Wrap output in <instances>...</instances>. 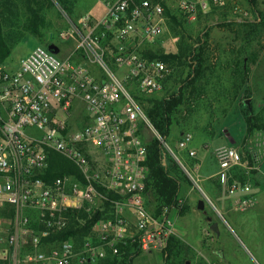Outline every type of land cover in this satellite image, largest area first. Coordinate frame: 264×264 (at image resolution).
Listing matches in <instances>:
<instances>
[{"label": "built area", "instance_id": "obj_1", "mask_svg": "<svg viewBox=\"0 0 264 264\" xmlns=\"http://www.w3.org/2000/svg\"><path fill=\"white\" fill-rule=\"evenodd\" d=\"M97 1L82 24L61 37L77 36V51L101 67V76L44 45L17 67L0 63V264L13 259L20 246H30L27 264H99L121 256L130 245L143 253L164 252L176 236L169 211L156 216L147 206L143 129L156 131L137 98L162 92L173 72L142 50V43L156 41L167 30L163 1ZM219 1L178 0L177 9L194 21ZM111 40V57L124 76L110 67L106 48ZM74 105L87 112L77 127L69 122ZM193 140L192 134H184L179 152L165 145L201 188L193 176L200 165L188 167L179 156L184 151L197 158ZM211 145L206 144L207 150ZM51 151L78 166L83 180L73 175L46 180ZM250 153L246 158L233 146L212 152L218 170L213 178L236 198L240 211L254 206L261 185L260 158ZM82 209L107 212L80 244L55 240L70 227L69 213Z\"/></svg>", "mask_w": 264, "mask_h": 264}, {"label": "rangeland", "instance_id": "obj_2", "mask_svg": "<svg viewBox=\"0 0 264 264\" xmlns=\"http://www.w3.org/2000/svg\"><path fill=\"white\" fill-rule=\"evenodd\" d=\"M162 1L177 19L174 21L167 16V30L164 35L154 42L142 43V50L177 52L184 37L186 40L190 37L198 38L208 32L212 55L205 77L196 83V93L191 95L189 106L181 109L179 120L173 126L167 143L179 152L178 143L183 135L192 134L194 140L191 146L198 150L199 157L191 159L184 151H180L179 156L188 167L201 164L199 171L193 172V176L200 180L201 188L194 184L182 183L181 199L189 206V212L185 216L180 215V209L169 213L175 222L176 237L189 247L182 262L264 264V131L256 132L247 144L243 145L246 135L244 115L248 113V108H253L255 113L264 108V26L261 22L256 23L257 17L246 0H220L219 3H212L210 11L207 14L200 13L194 21L177 9L178 0ZM71 2V14L57 3L48 8L45 11L46 26L42 31L44 38L25 33L21 42L14 48L12 56L3 64L9 68L16 67L22 58L37 46L54 44L59 48V57L72 56L74 61L101 76V67L77 51V36H71L70 40L61 37L64 32H73L75 25L80 26L87 14L96 8L98 1ZM258 2L259 9L264 11V0ZM236 8L240 11H236ZM22 15L20 22L24 23L25 16ZM113 45L115 41L111 40L106 48L110 54V67L124 76L125 72L118 69L111 57ZM254 55L258 56L255 65L251 63V57ZM232 57L238 61L241 58V64L250 67L249 85L242 91L237 88V84L241 80L244 82V76L235 74V71L241 68L234 67ZM241 64L239 63V67ZM173 73L179 81L180 75L183 74L185 78L189 71L173 70ZM167 81L162 92L151 96H141L134 85L128 87L131 92L141 96V99L144 98L141 102L144 108L148 98H162L174 90L175 79ZM84 116H87L85 109L74 105L69 122L77 127L80 125V118ZM227 131L230 136H227ZM156 136V132L143 129L146 142H151ZM209 141L211 148L205 150ZM221 146L236 147L246 158L251 155L252 150L254 155L260 158L261 185L257 189V201L246 211L238 210L234 197H229L222 185L213 178L218 170L212 152ZM192 162L194 165H191ZM236 177L243 180V176ZM201 200L205 201L204 210L198 208ZM209 217L212 218L211 222ZM214 222L218 223L219 232L211 229ZM29 252L30 246H20L16 256L3 264H27L26 256ZM162 253H142L135 264H166Z\"/></svg>", "mask_w": 264, "mask_h": 264}, {"label": "trees", "instance_id": "obj_3", "mask_svg": "<svg viewBox=\"0 0 264 264\" xmlns=\"http://www.w3.org/2000/svg\"><path fill=\"white\" fill-rule=\"evenodd\" d=\"M161 1V0H155ZM254 14L256 23L264 26V11L259 9L258 0H246ZM59 4L62 9L72 13L71 0H0V63H5L13 54L14 48L21 42L25 33L35 37L44 38L43 28L46 26L45 11ZM165 7L166 17L176 21V17L171 15L168 6ZM24 14V23L21 17ZM167 18V19H168ZM210 36L206 32L198 38L184 37L179 44L177 52L165 53L162 50L153 52L145 50L147 57L156 58L167 63L174 71L188 70L189 74L181 79L171 74L168 81L175 79L174 90L162 98L150 97L147 104H144L145 112L150 119L157 136L148 143V154L146 166L149 171L147 180V206L156 216L161 215L165 210L171 213L174 209H180V215L185 216L189 212V206L181 199L182 183H193L184 172L180 163L167 149L172 134V128L178 122V115L181 109L189 106L192 94L196 93V83L202 80L211 62ZM257 55L251 57V63H257ZM246 63V58L244 60ZM237 61V68L239 69ZM244 70H236L235 74H243V79H249L250 67L246 64ZM167 81V82H168ZM142 102L143 99L137 96ZM246 121V135L243 141L245 146L256 132L264 131V108L255 113L253 108H248V113L244 115ZM250 158V156H249ZM196 162V161H195ZM251 164L253 161L251 160ZM194 165V162L191 163ZM64 175H73L79 180H83V174L78 166L59 154L51 151L49 153V166L46 172V180H54ZM182 204V205H181ZM109 208V204L106 205ZM151 208V209H150ZM107 211L88 212L85 209L74 210L69 213L70 227L54 236L57 241L74 239L80 244L83 239L91 233L94 224L105 216ZM189 247L177 238L172 236L168 247L162 253L166 264H184L182 258ZM138 245L126 247L122 255L101 261L99 264H135L136 259L142 254Z\"/></svg>", "mask_w": 264, "mask_h": 264}, {"label": "water", "instance_id": "obj_4", "mask_svg": "<svg viewBox=\"0 0 264 264\" xmlns=\"http://www.w3.org/2000/svg\"><path fill=\"white\" fill-rule=\"evenodd\" d=\"M49 50L52 51L53 53L55 54H58L59 53V48L54 45V44H50L48 46ZM228 136H230L229 133H227ZM234 142V141H233ZM198 208L201 209V210H204L205 209V201L204 200H201L198 204ZM209 221L211 222L212 221V218L209 217ZM211 229L214 230L215 232H219V229H218V223L214 222L212 225H211ZM187 264H190V262H187Z\"/></svg>", "mask_w": 264, "mask_h": 264}, {"label": "crops", "instance_id": "obj_5", "mask_svg": "<svg viewBox=\"0 0 264 264\" xmlns=\"http://www.w3.org/2000/svg\"><path fill=\"white\" fill-rule=\"evenodd\" d=\"M243 56V55H242ZM233 58V60H232V64L234 65V67H237L236 66V64H237V61L238 60H236V58H234V57H232ZM23 59V58H22ZM239 59V58H238ZM241 59V58H240ZM247 59V58H246ZM20 64V62L17 64V66ZM16 66V67H17ZM242 64H241V71L243 70V68H242ZM249 79H245L244 80V82L241 80L238 84H237V88L238 89H240V91H242L245 87H247L248 85H249V81H248ZM235 83V82H234ZM81 119V118H80ZM81 121V120H80ZM227 133H228V131H227ZM228 136V135H227ZM205 148H206V146H205ZM205 150H207V149H205ZM198 151V150H197ZM198 157H199V153H198ZM199 159V158H198ZM200 160V159H199ZM201 162V161H200ZM200 165V167H201V164H199ZM215 179V178H214ZM219 183V182H218ZM223 187V186H222ZM224 188V187H223ZM225 190V189H224ZM229 196V195H228ZM257 196H258V192L256 191V194H255V203H256V201H257ZM229 197H232V196H229ZM234 199L236 200V198L234 197ZM255 205V204H254ZM253 207V206H252ZM251 207V208H252Z\"/></svg>", "mask_w": 264, "mask_h": 264}]
</instances>
